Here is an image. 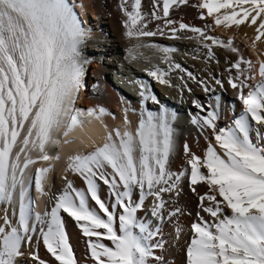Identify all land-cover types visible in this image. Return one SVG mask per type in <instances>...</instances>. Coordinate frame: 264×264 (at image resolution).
Here are the masks:
<instances>
[{
	"label": "snow or ice",
	"instance_id": "6c2138e0",
	"mask_svg": "<svg viewBox=\"0 0 264 264\" xmlns=\"http://www.w3.org/2000/svg\"><path fill=\"white\" fill-rule=\"evenodd\" d=\"M187 3L162 0L161 9L160 0H152L151 10L145 11L142 0H118L125 17L123 36L130 44L126 52L131 59H136L135 52L141 48L161 53L167 68L155 64L145 69L160 85L191 92L184 76L179 77L180 84L173 85L170 74L180 70L206 93L213 91L208 81L197 80L172 62L175 48L145 43V38L196 39L209 60L215 59L213 46L236 57L226 69L227 84L236 91L243 110L230 125L217 128L218 103L209 111L193 100L206 114L191 116V123L201 130L210 129L214 143L207 144L203 157L185 144L190 167L173 172L169 161L175 115L160 104L149 85L139 84L140 103L151 101L159 108L141 111L135 127L127 107L122 124L110 128L105 117L111 114L103 106H77L86 63L80 49L89 33L74 3L0 0V264H21L25 246L31 247L33 240L36 250L27 253L32 264H49L39 255L41 243L58 264H78L62 213L88 238L93 264H163L155 251L164 247L163 240L156 239L159 227L137 213L151 198L150 216L162 220L164 194L178 195L184 179L194 193V186H207L204 194H196L202 211L211 217H199L191 225L187 264H264V59L246 58L234 37L210 34L213 27L238 29L247 24L256 33L251 43L255 49L264 38V0H201L196 7L212 17V24L204 27L170 18L171 8ZM200 18L205 19L203 11ZM153 20H163V26L149 30ZM181 32L192 35L182 37ZM212 80L223 87L222 79ZM96 124L103 131L102 143L96 142L90 130ZM75 143L92 145L90 150L69 155L66 162V171L82 178L85 188H75L65 176L63 191H46L48 174L60 159L52 149ZM101 183L114 198L111 205L101 198ZM33 187L38 197L53 202L50 209L37 210L38 201L30 191ZM181 231L178 226L177 235Z\"/></svg>",
	"mask_w": 264,
	"mask_h": 264
},
{
	"label": "bare ground",
	"instance_id": "6f19581e",
	"mask_svg": "<svg viewBox=\"0 0 264 264\" xmlns=\"http://www.w3.org/2000/svg\"><path fill=\"white\" fill-rule=\"evenodd\" d=\"M162 0H160V7ZM201 0H188L187 4L180 5L170 9V18L175 21H182L190 26L204 27L205 24H212V17L207 16V10H201L196 5ZM152 0H142V7L145 11H150ZM77 7L81 16L86 19L83 20V27L89 33L87 39L81 45V55L86 61L84 65V87L81 90L80 105L82 108L103 106L111 114L105 117V123L111 128L113 125H121L124 117V108L129 109L128 118L135 127L139 119L141 111L145 109L151 111H158L159 106L148 101L141 105L139 91L134 89H127L124 82L128 78L135 77L150 83L151 91L154 93L160 104L167 108L170 113L175 115L172 121L174 129V150L171 154L169 167L173 172L183 170L187 165L189 157L183 150V146L187 144L192 153L203 157L207 144L214 143L212 132L210 129L201 130L198 126L191 123V116H203L206 112H200L192 101L198 100L206 106L207 110H212L216 107L219 113V119L216 121L217 128L227 127L231 124L235 116L243 110V103L238 98L235 90L228 84L227 79L229 73L226 69L229 68V61L235 60L234 54L228 52L223 48L213 46L215 59L209 60L206 58L207 50L204 49L196 39H173L168 35H157L155 37L145 38V43H155L164 47L175 48L176 51L171 53V60L174 63H179L182 69L193 73L197 80H206L212 86L213 91L205 92L200 84L194 80L187 79L186 72L180 70H173L170 74V79L173 85L180 84L179 77L184 76L188 88L181 92L176 87H167L160 85L153 78L148 76L145 69L159 64L163 68L165 64L161 59V53L152 48H141L136 50V59H131L126 52L130 47L129 42L123 36L122 21L125 19L123 13L118 7V0H77ZM201 11L205 14V19L200 18ZM162 15V11L160 12ZM88 18H87V16ZM84 22L86 26H84ZM157 24L163 26V20H153L149 24V30H155ZM178 27V25H177ZM211 35L221 36L223 38L234 37L236 45L246 58H251L253 62L259 59H264V38L257 42L255 49L252 48L251 43L256 33L253 27L247 24L241 25L238 29L233 26L230 29L223 27L216 28L210 31ZM182 37L184 35H192L190 32L179 33ZM156 57L154 61L150 62L149 58ZM133 61L137 64H142V72L139 74L130 72V63ZM148 66V67H147ZM258 67V64H257ZM115 70L117 75H111ZM235 75V72H232ZM223 80V87L215 85L212 78ZM257 79H259L257 77ZM255 83V81H253ZM216 97H219L217 102ZM90 130L97 143H102L103 131L98 124L90 126ZM92 147L91 143L85 145L75 143L64 145L60 148H53L52 153L59 152L60 159L54 163L52 171L48 174V184L46 191L50 193L59 194L64 190L67 177L73 186L77 189L85 188L84 181L76 174L66 171V162L69 155L77 151H87ZM203 170V169H202ZM206 171V170H205ZM60 173V182L51 189L55 174ZM191 186L187 179L181 181V189L178 195L164 194L166 207L163 213V219L154 218L150 216L151 198L145 202V208L138 211L137 215L141 219H149L154 226L159 227L160 235L156 237L157 240L162 239L164 247L156 249V255L162 257L163 264H187L186 248L191 239V225L199 222V217L205 220H211L207 213L203 212L200 206V201L196 193L204 194L208 188L204 184H198L195 187L196 192L191 191ZM31 195L38 201V209L44 211L53 206V202L47 197L40 198L37 196L34 187L31 189ZM100 195L109 205L114 202L108 187L101 183ZM133 199H137L134 194ZM90 203L94 207V202ZM176 209H180L176 215H169ZM2 206H0V215H2ZM199 214V215H198ZM65 222V230L69 237V242L72 246L73 253L77 258L78 264H93L87 250V239L83 236L80 228L75 221L67 216L61 214ZM180 227L182 231L179 235L176 233V228ZM95 239V238H93ZM109 244V241H104ZM36 241L33 240L31 247L25 246L26 256L22 259L21 264H32L28 259L27 253L36 250ZM39 255L41 258L49 261V264H58L50 254L46 252L41 243L39 245Z\"/></svg>",
	"mask_w": 264,
	"mask_h": 264
},
{
	"label": "rangeland",
	"instance_id": "374dc122",
	"mask_svg": "<svg viewBox=\"0 0 264 264\" xmlns=\"http://www.w3.org/2000/svg\"><path fill=\"white\" fill-rule=\"evenodd\" d=\"M83 23V22H82ZM84 26H86V23L84 22ZM85 79V78H84ZM81 94H82V92L80 93V96H81ZM80 99L77 101V106L78 107H81V105H80ZM54 183L52 184L51 183V189H54V187L60 182V173H56L55 174V179H54V181H53Z\"/></svg>",
	"mask_w": 264,
	"mask_h": 264
}]
</instances>
